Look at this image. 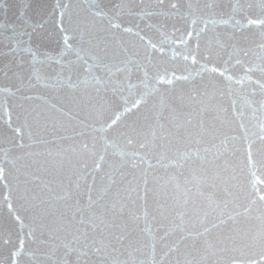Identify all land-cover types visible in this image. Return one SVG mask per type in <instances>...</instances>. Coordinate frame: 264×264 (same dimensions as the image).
I'll list each match as a JSON object with an SVG mask.
<instances>
[{
    "label": "snow or ice",
    "instance_id": "snow-or-ice-1",
    "mask_svg": "<svg viewBox=\"0 0 264 264\" xmlns=\"http://www.w3.org/2000/svg\"><path fill=\"white\" fill-rule=\"evenodd\" d=\"M0 264H264V0H0Z\"/></svg>",
    "mask_w": 264,
    "mask_h": 264
}]
</instances>
